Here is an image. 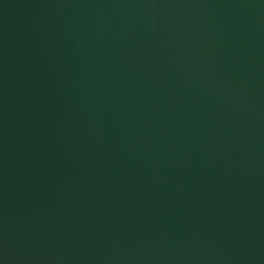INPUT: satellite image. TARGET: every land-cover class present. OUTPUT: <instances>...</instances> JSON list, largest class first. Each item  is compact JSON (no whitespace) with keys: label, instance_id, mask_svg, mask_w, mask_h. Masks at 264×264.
<instances>
[{"label":"water","instance_id":"obj_1","mask_svg":"<svg viewBox=\"0 0 264 264\" xmlns=\"http://www.w3.org/2000/svg\"><path fill=\"white\" fill-rule=\"evenodd\" d=\"M0 264H264V0H0Z\"/></svg>","mask_w":264,"mask_h":264}]
</instances>
